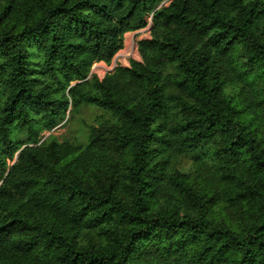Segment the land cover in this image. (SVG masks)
Wrapping results in <instances>:
<instances>
[{
  "label": "trees",
  "instance_id": "obj_1",
  "mask_svg": "<svg viewBox=\"0 0 264 264\" xmlns=\"http://www.w3.org/2000/svg\"><path fill=\"white\" fill-rule=\"evenodd\" d=\"M0 264H264V0H0Z\"/></svg>",
  "mask_w": 264,
  "mask_h": 264
},
{
  "label": "rangeland",
  "instance_id": "obj_2",
  "mask_svg": "<svg viewBox=\"0 0 264 264\" xmlns=\"http://www.w3.org/2000/svg\"><path fill=\"white\" fill-rule=\"evenodd\" d=\"M146 28L136 32L137 34L131 36L129 39H126V41H124L125 43L123 50H121L112 61H114L115 58L119 56V54L123 55L125 53H128L130 50L133 51V55L135 54V59L129 58L128 60H124L122 58L121 61L125 65L124 67H129L130 61L132 60L141 61L137 52V43L142 40L150 39V34L148 33L149 31H147L148 29L146 30ZM97 64L99 66L106 65L107 67H109L110 65L104 63ZM101 70L102 69L100 68H92V73L96 75V72ZM103 115L104 113L95 107H83L78 115L71 118L66 117L65 121L56 125L52 131L43 132L41 134V139L46 140L49 138H55V140L60 143L69 142L75 145L84 144L87 142L89 137V127L97 126L100 117H102Z\"/></svg>",
  "mask_w": 264,
  "mask_h": 264
},
{
  "label": "built area",
  "instance_id": "obj_3",
  "mask_svg": "<svg viewBox=\"0 0 264 264\" xmlns=\"http://www.w3.org/2000/svg\"><path fill=\"white\" fill-rule=\"evenodd\" d=\"M150 24H151V17H148L147 18V26L148 27L146 28V30L150 27ZM122 58L124 60H128L129 58L135 59V54L133 55V51H131V50L128 53H125L123 55H120L119 54V56H117L115 58V60L112 61V63H110L109 67H107L106 65L105 66H99L98 64H95L92 68H100V69H102L101 71L96 72V75L95 76L98 79L102 80L107 74H109L110 72H112L115 68H117L119 66L124 67L125 65L121 61ZM91 73H92V71H91Z\"/></svg>",
  "mask_w": 264,
  "mask_h": 264
},
{
  "label": "crops",
  "instance_id": "obj_4",
  "mask_svg": "<svg viewBox=\"0 0 264 264\" xmlns=\"http://www.w3.org/2000/svg\"><path fill=\"white\" fill-rule=\"evenodd\" d=\"M149 33V32H148ZM135 34H137L136 32H134V33H127L126 35H125V40L124 41H126V39H129L131 36H133V35H135Z\"/></svg>",
  "mask_w": 264,
  "mask_h": 264
},
{
  "label": "clouds",
  "instance_id": "obj_5",
  "mask_svg": "<svg viewBox=\"0 0 264 264\" xmlns=\"http://www.w3.org/2000/svg\"><path fill=\"white\" fill-rule=\"evenodd\" d=\"M150 28V27H149ZM149 28H148V30H149Z\"/></svg>",
  "mask_w": 264,
  "mask_h": 264
}]
</instances>
